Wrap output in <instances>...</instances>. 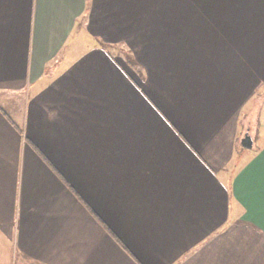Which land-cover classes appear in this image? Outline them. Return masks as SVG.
I'll use <instances>...</instances> for the list:
<instances>
[{"label": "crops", "instance_id": "crops-1", "mask_svg": "<svg viewBox=\"0 0 264 264\" xmlns=\"http://www.w3.org/2000/svg\"><path fill=\"white\" fill-rule=\"evenodd\" d=\"M263 105L264 0H0V264H264Z\"/></svg>", "mask_w": 264, "mask_h": 264}, {"label": "rangeland", "instance_id": "rangeland-1", "mask_svg": "<svg viewBox=\"0 0 264 264\" xmlns=\"http://www.w3.org/2000/svg\"><path fill=\"white\" fill-rule=\"evenodd\" d=\"M111 48V47H113V48H115V49H118L119 50V46L118 45H116V44H112V45H109L108 43H107V45H106V48ZM6 95H8V94H6ZM8 96H10V95H8ZM10 98H11V96H10ZM14 98V97H13ZM16 98V97H15ZM261 114L263 115H261V121L262 120H264V105L262 106V110H261ZM260 125H261V131L264 129V121L263 122H261L260 123ZM246 151H251V149L249 148V149H247ZM2 242H0V254L2 255V251H4L5 253L7 252L6 251V249H7V247H8V243L6 242V241H4V240H1ZM4 253V254H5ZM12 256V255H11ZM18 258V257H17ZM15 259L14 258V256H12L11 257V262H9V264H12V261L15 259V264H17V262H19L18 260L19 259ZM6 263V262H5ZM24 263V262H23ZM25 264H30V263H28L27 261H25Z\"/></svg>", "mask_w": 264, "mask_h": 264}, {"label": "water", "instance_id": "water-1", "mask_svg": "<svg viewBox=\"0 0 264 264\" xmlns=\"http://www.w3.org/2000/svg\"><path fill=\"white\" fill-rule=\"evenodd\" d=\"M239 143L242 147L249 149L253 146V139L248 132H245L240 138Z\"/></svg>", "mask_w": 264, "mask_h": 264}, {"label": "trees", "instance_id": "trees-1", "mask_svg": "<svg viewBox=\"0 0 264 264\" xmlns=\"http://www.w3.org/2000/svg\"><path fill=\"white\" fill-rule=\"evenodd\" d=\"M242 148V146H240Z\"/></svg>", "mask_w": 264, "mask_h": 264}]
</instances>
